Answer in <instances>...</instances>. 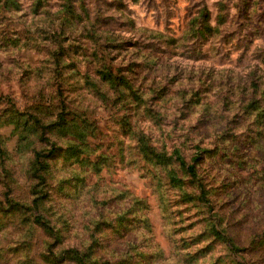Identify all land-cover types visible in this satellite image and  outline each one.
<instances>
[{
    "label": "rangeland",
    "instance_id": "rangeland-1",
    "mask_svg": "<svg viewBox=\"0 0 264 264\" xmlns=\"http://www.w3.org/2000/svg\"><path fill=\"white\" fill-rule=\"evenodd\" d=\"M0 264H264V0H0Z\"/></svg>",
    "mask_w": 264,
    "mask_h": 264
},
{
    "label": "trees",
    "instance_id": "trees-1",
    "mask_svg": "<svg viewBox=\"0 0 264 264\" xmlns=\"http://www.w3.org/2000/svg\"><path fill=\"white\" fill-rule=\"evenodd\" d=\"M254 6H255V3H253V2H249V4L248 5H246L245 6V8H246V13L247 14H245V15H247V17H248V19H250V20H252L253 18V13L255 12L254 11ZM239 9H241V8H239ZM207 11V10H206ZM244 13V12H243ZM213 28H211V31H210V33L208 34L209 36H211L212 34H213ZM218 34H220V33H218ZM261 61H263V60H261ZM259 62V65H261L262 63L260 62V61H258ZM262 66V65H261ZM159 68H161V66H158V68H156V70H155V77L157 78L158 76L157 75H159L160 77H162V75H161V70L159 69ZM232 73H239L237 70H234V69H232ZM248 77L250 78V80H249V82H245V83H242V88H241V94H243V96H242V99H241V104H247V106H245L242 110H247V109H250V108H252L253 106H256V104L258 103L257 101H254V99H253V95L259 90H261V88L258 86V84L256 83L257 82V79L255 78V79H253V73H251V74H249L248 75ZM228 78H232V77H228ZM230 80H232V79H230ZM178 81H180V80H178ZM213 84L214 83H210L209 84V86L212 88V86H213ZM233 89V90H232ZM232 89L230 88L229 89V91H231V92H235L237 89H239V88H237L236 90L232 87ZM149 90V89H148ZM147 90V91H148ZM167 91H168V87H165V89H162V90H160L159 92H158V94L159 95H161V96H165V95H167ZM190 91H192V90H190ZM230 92V93H231ZM183 93H184V96H188L190 93H189V91H183ZM201 93V91H200V89L196 92V96L198 97V96H200L199 94ZM247 97H250V99H248ZM255 98V97H254ZM253 99V100H252ZM226 101H227V97H224V96H222V98H220V101L218 102V105H225V103H226ZM194 102V101H193ZM202 111V110H201ZM211 118V117H210ZM198 149H202V147H198ZM181 160H179L180 162H181V167L183 168V169H185V170H187L188 171V173L187 174H189L191 177H194V178H197V174H198V168H197V163L199 162V157H197V158H194L192 161L195 163L194 165H189L187 162H186V159L185 158H180ZM170 176L169 177H171V172H170V174H169ZM172 181H177V180H175V178H173L172 179ZM201 187V189H202V193L203 194H205V191H204V188H203V186H200ZM231 242V241H230ZM232 243V242H231ZM236 249V247L235 246H233V249H232V251L231 252H234V250Z\"/></svg>",
    "mask_w": 264,
    "mask_h": 264
}]
</instances>
